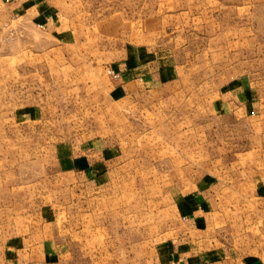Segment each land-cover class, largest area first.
I'll return each mask as SVG.
<instances>
[{
    "label": "rangeland",
    "instance_id": "1",
    "mask_svg": "<svg viewBox=\"0 0 264 264\" xmlns=\"http://www.w3.org/2000/svg\"><path fill=\"white\" fill-rule=\"evenodd\" d=\"M70 1L53 3L65 39L44 25L0 26V54L25 51L0 70V191L54 208L67 250L55 264H156L159 209L174 224L173 195L189 181L217 172L264 182V0ZM131 44L171 65L173 80L120 104L118 134L103 138L123 157L102 185L63 174L54 145L105 127L104 79L121 77L112 63ZM239 79L250 110L237 101L234 114L216 111L218 91ZM34 103L43 120L18 118Z\"/></svg>",
    "mask_w": 264,
    "mask_h": 264
},
{
    "label": "crops",
    "instance_id": "2",
    "mask_svg": "<svg viewBox=\"0 0 264 264\" xmlns=\"http://www.w3.org/2000/svg\"><path fill=\"white\" fill-rule=\"evenodd\" d=\"M53 3L72 2L0 0V26L11 23L22 29L25 25L32 32L44 25L51 30L48 34L51 33L52 39H65V33L55 31ZM24 52L22 47H16L13 52L0 54V63L4 64L0 70L6 71L9 59L12 56L17 59ZM113 61L112 66L120 70L121 77L113 80L108 75L104 79L109 105L105 127H95L92 138L62 141L53 149L55 164L63 174H78L91 184L102 185L122 161L120 145L103 138L118 134L120 104L133 102L145 89L158 82L168 83L175 76V69L145 46L128 45ZM217 94L213 108L220 113L234 114L239 106L237 101L240 108L248 111L253 103V91L242 79L228 83ZM42 104L34 103L25 111L20 108L18 118L43 120ZM263 204L264 182L252 176L241 178L237 173L207 172L189 181L187 190L173 195L170 214L176 219L174 224L166 213L163 215V208L159 209L156 264H264ZM98 222L99 230H105L104 219ZM64 243L56 235L55 210L51 205L39 206L33 194L8 197L0 191V264H55L67 251ZM244 248L253 250L245 252ZM100 261L103 258H96L94 263Z\"/></svg>",
    "mask_w": 264,
    "mask_h": 264
},
{
    "label": "built area",
    "instance_id": "3",
    "mask_svg": "<svg viewBox=\"0 0 264 264\" xmlns=\"http://www.w3.org/2000/svg\"><path fill=\"white\" fill-rule=\"evenodd\" d=\"M107 73L110 74L114 78H119L120 77V74L117 73L115 70H113L111 68H107Z\"/></svg>",
    "mask_w": 264,
    "mask_h": 264
}]
</instances>
